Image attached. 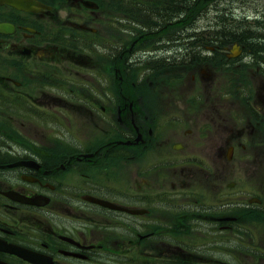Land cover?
<instances>
[{
  "label": "flooded vegetation",
  "instance_id": "obj_1",
  "mask_svg": "<svg viewBox=\"0 0 264 264\" xmlns=\"http://www.w3.org/2000/svg\"><path fill=\"white\" fill-rule=\"evenodd\" d=\"M20 1L0 264H264V0Z\"/></svg>",
  "mask_w": 264,
  "mask_h": 264
},
{
  "label": "trees",
  "instance_id": "obj_2",
  "mask_svg": "<svg viewBox=\"0 0 264 264\" xmlns=\"http://www.w3.org/2000/svg\"><path fill=\"white\" fill-rule=\"evenodd\" d=\"M249 40L252 42V41H255L256 38L249 39ZM249 40L248 39H244V40H240V41H243V42H245V44L247 43L248 45H250ZM223 41H224L223 45H226V44H230L233 41V39H226V40H223ZM254 45H256V44L254 43Z\"/></svg>",
  "mask_w": 264,
  "mask_h": 264
},
{
  "label": "water",
  "instance_id": "obj_3",
  "mask_svg": "<svg viewBox=\"0 0 264 264\" xmlns=\"http://www.w3.org/2000/svg\"><path fill=\"white\" fill-rule=\"evenodd\" d=\"M20 6H25V5H28L29 4V2H27V1H20ZM19 5V4H18ZM28 7V6H27Z\"/></svg>",
  "mask_w": 264,
  "mask_h": 264
}]
</instances>
